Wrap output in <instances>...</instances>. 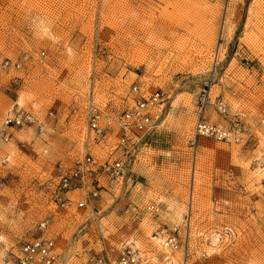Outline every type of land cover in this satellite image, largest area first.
<instances>
[{
	"label": "rangeland",
	"instance_id": "obj_1",
	"mask_svg": "<svg viewBox=\"0 0 264 264\" xmlns=\"http://www.w3.org/2000/svg\"><path fill=\"white\" fill-rule=\"evenodd\" d=\"M134 83L168 96L150 148L95 214L62 210L51 201L57 165L82 147L71 109L91 95L126 109ZM204 91L231 108L205 119L241 121L245 147L192 146ZM18 107L56 118L0 141V264L41 235L59 239V264H94L103 246L114 258L132 238L146 264H181V250L151 237L176 224L190 233L189 264H264V0H0V126Z\"/></svg>",
	"mask_w": 264,
	"mask_h": 264
},
{
	"label": "built area",
	"instance_id": "obj_2",
	"mask_svg": "<svg viewBox=\"0 0 264 264\" xmlns=\"http://www.w3.org/2000/svg\"><path fill=\"white\" fill-rule=\"evenodd\" d=\"M40 55L43 56L44 52ZM28 57V54L24 55L13 65L20 68ZM8 63L6 61L4 66ZM130 90L133 94L132 103L123 110L114 106H102L92 95L71 109L73 121L79 127L76 133L77 144L81 143L82 147L79 152L69 154L57 165L58 180L51 192V201L62 210L89 209L95 214L100 201L109 195V188L119 184L127 173H132L138 157L150 148V139L156 134L158 127L160 107L168 96L159 89L145 94L135 83ZM230 110V105L223 98L212 100L209 92H202L197 101L192 146L196 147L197 140L205 137L245 147L248 130L241 121L219 126L205 119L208 111L228 116ZM13 111L12 114L8 111L0 126V140L4 142L11 138L9 128L32 126L39 132H45L51 128L48 120L56 118L54 111H49L44 117L19 107ZM261 123L264 125V119ZM130 210L131 206L128 205L123 211L124 215L136 222L138 212ZM143 210L157 216L161 208L158 203L150 202L143 206ZM164 231L165 229L155 230L151 237L160 238L162 245L171 251L181 250V264H189L188 228L180 229L176 224L168 232ZM136 241L137 239L132 238L122 245L114 258L103 246L94 264H145L149 259L145 255L148 250L141 249ZM9 255L13 264H59V239L41 235L20 246L10 247ZM168 264L173 263L170 261Z\"/></svg>",
	"mask_w": 264,
	"mask_h": 264
},
{
	"label": "bare ground",
	"instance_id": "obj_3",
	"mask_svg": "<svg viewBox=\"0 0 264 264\" xmlns=\"http://www.w3.org/2000/svg\"><path fill=\"white\" fill-rule=\"evenodd\" d=\"M23 107H19V109H22ZM24 109V108H23ZM14 111H10V113L12 114ZM10 116H13V115H10ZM1 142H4V141H2V140H0ZM9 141V140H8ZM7 142V141H6ZM161 242V241H160ZM0 243H1V241H0ZM160 245H162L161 243H160ZM59 246H60V248H61V245H60V242H59ZM163 246V245H162ZM167 249L168 250V248H166V247H163V249ZM8 253H9V250H8ZM10 256V255H9ZM11 261V260H10ZM12 263V262H11ZM145 264L147 263V260L144 262ZM13 264V263H12ZM165 264H167V262L165 263Z\"/></svg>",
	"mask_w": 264,
	"mask_h": 264
}]
</instances>
